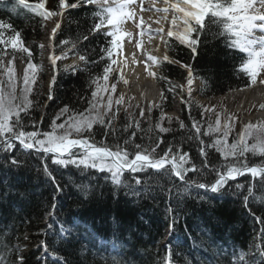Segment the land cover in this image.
Returning a JSON list of instances; mask_svg holds the SVG:
<instances>
[{
  "label": "trees",
  "instance_id": "16d2710c",
  "mask_svg": "<svg viewBox=\"0 0 264 264\" xmlns=\"http://www.w3.org/2000/svg\"><path fill=\"white\" fill-rule=\"evenodd\" d=\"M35 2L37 0H29V3ZM70 2L75 3V0ZM57 4L58 0H46L49 10H56ZM94 11L95 6L87 5L65 12L64 21L51 44L58 45L63 40L76 41L81 37L76 49L70 52L67 59L84 52H87L90 60L98 58L100 46L104 43L103 37L89 36L88 40L82 39L93 24ZM51 20L43 21L41 17L16 5L15 0H0V21L11 23L14 29L21 32L36 64H41L40 45L45 34V24ZM216 31L215 26H211L201 34L196 53L186 45L176 42L174 38H168L172 47L171 50L165 47V51L173 61L179 63L163 61L162 68L156 70L158 76L162 74L173 85L183 86L187 83V69L183 65H190L193 78L202 82L198 94L208 100L231 90L247 87L250 83L248 78L237 70L240 57L238 50L229 49L224 38L215 35ZM10 34L9 30L6 35ZM6 50L11 52L10 48ZM59 51L57 48V54ZM67 59L57 62L60 71L52 86V100L48 99L49 90L43 85L47 70L44 68L39 73L31 97L36 102L31 117L39 122L41 108L48 100L47 117L39 123L41 131L50 130L51 120L61 108L68 106L70 109L83 111L88 106L87 101L91 96L89 71L98 74L103 68L102 62L99 66H91L88 71H81L84 68L83 62L81 66H77L67 62ZM63 65H71L76 71L65 72L62 70ZM47 68L52 76L50 63ZM155 80L160 92L163 90L167 97L163 101L160 99L161 108L154 107L150 116L146 111L148 118L141 120L137 107L130 104L127 107L120 105L119 118L115 124L116 132L105 136V128L96 125V141L106 140L109 144H122L123 139L135 130H123L131 114L134 119L141 120L143 128V131L138 132L135 143L147 145L150 140L155 141L157 137H162L164 144L158 150L161 155L168 144L172 143L189 153L200 167L203 158L199 156V143L195 139L188 140L189 135L195 136V130L191 127L192 118L202 122L201 131L204 132L207 130L206 121H215L214 113H220L223 124L225 111L204 106L190 98L187 96V87H176L174 92H169V84L158 77ZM176 96L179 98V115L171 117L172 123L169 124V116L165 112L173 110ZM204 109H214V112H204ZM161 111L165 115L163 126L172 130L168 133H159L156 129L149 132V121L154 126L160 120ZM180 121L186 125L184 129L179 127ZM233 124L234 131L229 137V143L243 128L235 121ZM26 130H32L31 126ZM114 135L117 139H114ZM215 135L217 134H213ZM201 138L205 143H209L211 139L208 136ZM249 143L252 141L249 140ZM208 151L210 164L223 161V157L214 149ZM248 156L251 164L264 159L259 156L251 157V154ZM27 159L28 167L16 171L6 168L3 159H0V231L3 226L10 228L7 233L8 242L12 243L15 238L17 246L23 249L26 264H42L37 260L41 255V241H46L50 250L47 264H240L241 251L244 254L251 252L249 260L255 258L256 264H259L260 258L255 253L257 247L264 243V236L261 235L264 224L258 219L264 218V186H261L259 178L241 176L237 181L229 182L231 187H226L222 193H205L204 190H199V194L205 197L204 200L199 199L195 190L183 198L173 192L170 199L168 188L173 187V181L149 170L147 173H137L136 176L142 181L148 180L150 191L146 196L135 198L126 195V189L117 188L110 180H106L105 176L110 175L108 173H99L93 169L80 171L73 166L58 168L51 165L49 159L50 169L63 189L57 192L51 180L44 175L40 158L31 155ZM188 175L196 178L193 173ZM205 175L208 181L214 178V175L207 172ZM125 176L134 183L130 174L125 173ZM174 183L180 184L178 180ZM236 183L244 184L245 188L237 192ZM253 184L256 198H250L246 207L243 196ZM53 203L56 204L55 215L50 216ZM170 203L173 208L178 204L180 211V219L172 230H169L171 221L166 211ZM49 224L52 225L51 229ZM61 225L67 228H72L73 225L76 227L71 233L61 236ZM167 230L171 241L167 248L159 247V242L165 237ZM24 236L28 239L24 240ZM3 242L4 236L0 235V244ZM234 250L235 256L232 255ZM52 256H58L59 260L54 261Z\"/></svg>",
  "mask_w": 264,
  "mask_h": 264
},
{
  "label": "snow or ice",
  "instance_id": "6c2138e0",
  "mask_svg": "<svg viewBox=\"0 0 264 264\" xmlns=\"http://www.w3.org/2000/svg\"><path fill=\"white\" fill-rule=\"evenodd\" d=\"M163 7H156V0H153L151 9L143 8V0H58L56 10H49L46 7V0H37L29 3V0H15L16 5L29 10L43 21L51 20L53 17H64L68 9H75L80 6L93 5L95 11L92 14L93 24L88 30V34L83 35V40H88L89 36H101L104 43L100 46L98 58L90 60L87 52L79 54V59L84 63L81 71H88L91 66H99L103 62L102 71L93 74L89 71V87L91 96L87 101L88 106L83 111H76L65 106L55 114L51 120L48 131H41L39 123L31 117V111L36 106V102L31 98L35 91V85L39 78V73L44 70L43 64L33 62L31 49L25 45L21 32L13 28V25L6 21H0V159H3L4 166L13 171L28 167V159L31 155L40 158L43 165V173L55 186L57 192L63 189L59 181L53 175L49 166L58 168H68L73 166L80 171L89 169L99 173H108L106 180H110L113 186L126 189V195L139 198L147 195L150 191L148 180H141L137 173H147L154 170L159 176L166 177L173 181V187L168 188L170 199L173 192L183 198L191 195L195 190L200 200L204 196L199 194V190L205 193H222L229 185L230 181H236L238 177L250 175L253 179L259 178L261 186H264V159L259 163L251 164L248 154L251 157H264V121L259 124H245L239 133H236L229 143V137L234 131L235 117L226 116L222 124L220 113H214L215 121H206L207 130L202 132V122L192 118V129L195 136L189 135L188 140H197L199 143V156L202 157L201 166L198 167L189 153L184 152L178 145L168 144L161 155L158 150L164 144L162 137H157L155 141L144 145L135 143L138 132L143 131L141 120L147 119L146 111L151 115L153 107L161 108V104L152 102L147 109L140 108L139 116L141 120L134 119L129 114V122L124 126V132L135 129L130 136L123 139V143L109 144L106 140L96 141L94 126L99 125L105 128V136L116 132V121L119 118L120 105L124 102V95L120 94L114 99L117 92V83L128 81L124 78L123 67L126 61L118 58L123 57L122 41L125 36L130 35L124 26L127 21L136 24L137 8L140 12L154 10L162 13L155 21L169 22L170 27H158L154 32L150 29L149 40L158 37L167 50H171L172 43L168 38H174L181 45H186L193 53L197 52L200 43V36L206 29L215 26V35L223 37L225 45L229 49L238 50L240 54L238 72L242 73L249 80V87L259 83L264 85V0H159ZM170 14V15H169ZM140 27L144 21L140 16ZM71 22V21H69ZM61 22L57 21L51 29V40L54 41ZM10 35H6L7 32ZM144 30L141 28V36ZM63 40L58 45L50 44L52 48L48 59L53 71L49 84L48 99L52 100V86L56 83L57 73L60 71L58 61L66 60L70 52L76 49L78 40ZM131 42V41H130ZM71 45V47H67ZM142 47L141 44L136 45ZM10 48L11 52L6 49ZM44 49V45H40ZM59 48V54H57ZM95 51V50H93ZM19 54V55H18ZM26 57V59H25ZM22 62V77H17L16 64ZM179 63L173 61L167 54L158 62L157 57L149 54L146 64H155L157 68H162V62ZM187 69V92L191 96L193 84V71L190 65H183ZM63 71H76L71 65H63ZM145 71L150 77H158L161 81L170 85L169 92H174L176 87L162 74L158 76L156 71L146 66ZM119 73V75H115ZM110 80L114 82L110 83ZM161 101L166 100L163 90L160 93ZM106 97V99H105ZM115 106V107H114ZM200 107V106H197ZM264 108V105L260 106ZM204 112H214V109H204ZM203 116V113H201ZM165 119L161 111L160 120L153 126L150 123L148 129H154L159 133H168L172 129L164 127L162 122ZM57 121H61L57 123ZM169 124L172 118H168ZM31 126L32 130H26ZM179 127L184 129L186 125L179 122ZM213 134H217L213 136ZM202 136L210 137V142L205 143ZM114 139L117 137L114 135ZM143 139V137H141ZM249 140L252 143H249ZM209 149H214L223 157L219 164H210L208 160ZM18 153V154H17ZM209 175H214L212 181H208ZM125 173L131 175L130 182ZM193 173L196 178L189 177ZM178 180L179 185L174 181ZM159 183V182H157ZM143 189L142 191L140 189ZM237 192H241L245 185L236 183ZM255 184L248 187L247 194L243 196L247 207L250 198L255 199ZM164 188L161 186V191ZM55 200V197H54ZM53 211L50 216L55 215L56 204L52 205ZM171 223L169 230L180 219L179 205L173 208L171 203L166 209ZM264 224V218H258ZM50 229L51 224L48 226ZM72 228L61 225L59 232L61 236L71 233ZM10 232L8 226H3L0 235L4 236V242L0 244V264H26L23 249L17 246L15 238L12 243L8 242L7 233ZM264 236V230L261 231ZM24 240L28 237L24 236ZM41 255L37 257L42 264H47L50 250L46 241L40 243ZM232 255H236L235 250ZM240 264H256L255 258L247 260L243 251L240 252ZM256 256H259V264H264V243L256 249ZM54 261H58V256H52ZM170 260V256H169Z\"/></svg>",
  "mask_w": 264,
  "mask_h": 264
},
{
  "label": "bare ground",
  "instance_id": "6f19581e",
  "mask_svg": "<svg viewBox=\"0 0 264 264\" xmlns=\"http://www.w3.org/2000/svg\"><path fill=\"white\" fill-rule=\"evenodd\" d=\"M137 3H140L139 0H137ZM150 6L152 7V5ZM156 7H163V4L156 1ZM137 13L136 24L140 23L139 17L142 16L145 24H151L150 29L153 32L156 28L161 26H164L167 30V22L161 21L160 24L155 23L162 13H156L155 11L144 13L140 12L139 8H137ZM136 24L132 21H127L124 26L125 30L130 33V35L125 36L122 41L123 57L118 59L126 61V66L123 67V75L128 83L125 84L122 81L120 90L127 95H131L136 103L149 105L155 102L157 104L160 99V93L157 89L154 77H150L148 72L145 71L146 66L151 67L153 71H155L157 67L155 64H146L145 62L149 54L156 56L159 62L163 56L164 44L158 37H154L150 41L149 33L144 32L141 36V32L138 30L139 27H136ZM137 44H141L142 47L137 48ZM44 47L47 48V43H45ZM50 54L51 51H48L45 56L49 57ZM74 59L78 60V62L75 61L76 63L74 64L72 62L73 65L80 66L82 64L79 55L72 57L70 60ZM215 101L220 103L223 102L227 104L231 110L241 112L244 121L251 119L264 120V108L254 113L251 112V108L264 104V85H260L259 83L251 87L231 90L226 94L216 97Z\"/></svg>",
  "mask_w": 264,
  "mask_h": 264
},
{
  "label": "rangeland",
  "instance_id": "374dc122",
  "mask_svg": "<svg viewBox=\"0 0 264 264\" xmlns=\"http://www.w3.org/2000/svg\"><path fill=\"white\" fill-rule=\"evenodd\" d=\"M156 1L159 2V0H156ZM139 2H140V0H139ZM152 4H153V0H143V8L144 9H151V6L150 5H152ZM150 11H154V10L144 11V13L150 12ZM149 26L151 27V24H149V23L145 24L144 23V24H142L138 28V30H139V32H141V28H143V30H144L145 33H149L150 34L149 29H148ZM46 52L47 51H45V52L43 51L44 54H46ZM164 54H166L165 48H163V55ZM161 60H162V58H161ZM75 61L78 62V60H75L74 59V60H71V63L73 62V64H74V63H76ZM21 63L19 61H17V64H16V73H17L18 76H22V74H23V72H22L23 64L21 65ZM40 63H41V61H40ZM42 64H43L44 68L47 70L46 78L43 80V85L45 86V89H46V88L49 87V84H50L51 71H49L48 68H47V66H48L47 64H49V61H47V59L45 57H43V59H42ZM116 75H119V74L116 73ZM111 82H114V80H112ZM121 83H122V81H120L119 83H117V92L114 94V97L113 98L116 99L120 94H123L124 95V102H123L122 105L124 107H127L128 104H130L131 106H135L138 109H140V108L147 109V107L149 105H146L144 103H136L133 100V98H132L131 95H127V94L123 93V91L120 90ZM183 86L184 87H187V83L184 84ZM199 86H200V82H197V87H199ZM184 87H182V88H184ZM45 93H46V91H45ZM187 96H189V95L187 94ZM189 97H192L193 99H196V101H198V103L203 104L204 106L206 105L208 107H213L214 109H223V111H225V114H224L225 117L226 116L235 117V120L234 121L238 124L239 127L244 126L245 124H248V123L259 124L260 122L264 121L263 119H251V120L244 121L241 112L231 110L229 108V106L227 104L223 103V102H221V103L220 102H216L215 101V98H213L211 100H208L206 98H203V97L198 96L197 89H194V87H192V93H191V96H189ZM105 99H106V97H105ZM46 102H48V100H46ZM261 105H264V104H260L258 106H255V107L251 108V112L254 113L255 111L262 110L263 108L260 107ZM47 114H48L47 105L44 104L42 106V108H41V114L39 116L40 118L38 119V121L41 120V117L42 116H43V120H44L45 117H47L46 116ZM178 114H179L178 109L177 110L174 109V110H172L170 112H165V115L166 116H169V117H177ZM225 117L223 118L224 120H225Z\"/></svg>",
  "mask_w": 264,
  "mask_h": 264
},
{
  "label": "water",
  "instance_id": "95a60500",
  "mask_svg": "<svg viewBox=\"0 0 264 264\" xmlns=\"http://www.w3.org/2000/svg\"><path fill=\"white\" fill-rule=\"evenodd\" d=\"M240 177H238L237 179H239Z\"/></svg>",
  "mask_w": 264,
  "mask_h": 264
}]
</instances>
